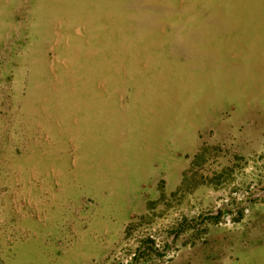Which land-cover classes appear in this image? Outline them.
<instances>
[{
    "label": "rangeland",
    "instance_id": "obj_1",
    "mask_svg": "<svg viewBox=\"0 0 264 264\" xmlns=\"http://www.w3.org/2000/svg\"><path fill=\"white\" fill-rule=\"evenodd\" d=\"M0 264H264V0H0Z\"/></svg>",
    "mask_w": 264,
    "mask_h": 264
}]
</instances>
